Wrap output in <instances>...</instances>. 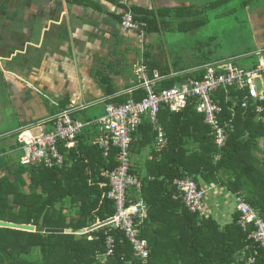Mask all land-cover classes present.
<instances>
[{
	"label": "trees",
	"instance_id": "trees-1",
	"mask_svg": "<svg viewBox=\"0 0 264 264\" xmlns=\"http://www.w3.org/2000/svg\"><path fill=\"white\" fill-rule=\"evenodd\" d=\"M120 6L130 8L137 20L146 23V35L158 34L165 26L164 11L155 14ZM176 16L191 18L193 12L190 7L178 8ZM145 53L148 63H144L151 74L158 66ZM209 63L212 62L198 67ZM158 70L161 76H168V69ZM200 75L181 72L164 78L158 88L169 89L187 77ZM227 95V102L224 91L215 96L223 108L222 117L232 118L234 127L218 161L214 160L218 152L211 131L193 102L177 113L167 108L160 110L158 120L167 140L163 149H155V134L146 119L132 135L131 172L143 183L140 197L148 208L140 237L156 239L146 263L134 257L121 231L105 226L84 235L0 228V264H248L250 258L254 259L253 264H264V252L252 238L253 227L243 231L237 224L239 213L235 211L231 222L220 226L210 216L191 213L174 185V181L190 177L198 188L206 184L226 189L243 197L264 221V103H258L262 111L256 113L252 103L247 109L241 108L242 92L229 90ZM143 96L140 90L132 93L135 101ZM127 101L119 97L113 104ZM234 104L233 112L229 111ZM96 135L95 129L86 128L77 137L75 148H61L64 163L59 167H24L16 159L13 163L0 161V171H7L0 177V221L79 231L112 218L115 207L106 198L109 187L101 174L117 167L116 150L103 157L102 151L92 144ZM143 150H148L150 157L140 167V161L133 160ZM107 235L114 238L115 246L114 254L104 259Z\"/></svg>",
	"mask_w": 264,
	"mask_h": 264
},
{
	"label": "crops",
	"instance_id": "crops-1",
	"mask_svg": "<svg viewBox=\"0 0 264 264\" xmlns=\"http://www.w3.org/2000/svg\"><path fill=\"white\" fill-rule=\"evenodd\" d=\"M124 3L155 14L164 11L165 22L174 19L173 13L181 6L177 0H0V58L5 59L12 77L10 99L18 107L19 125L11 133L68 109L75 111L76 120L85 122L102 116L105 106L116 105L113 101L119 97L132 99L136 91L133 67L140 58L147 62L145 52L157 64L159 74V67L168 69L163 79L198 67H164L160 46L148 39L152 34L146 35L141 49L136 33L121 28L118 17ZM255 3L253 10L245 7L258 45L255 55L260 59L264 56V0ZM2 145L0 154L14 150L16 139ZM137 157L133 161L139 160L142 167L149 151ZM202 188L206 195L201 215L218 217L220 226L230 223L238 194L214 185Z\"/></svg>",
	"mask_w": 264,
	"mask_h": 264
},
{
	"label": "built area",
	"instance_id": "built-area-1",
	"mask_svg": "<svg viewBox=\"0 0 264 264\" xmlns=\"http://www.w3.org/2000/svg\"><path fill=\"white\" fill-rule=\"evenodd\" d=\"M124 5L127 6L126 3ZM119 15L122 30L136 33L137 42L142 49L146 43V23L137 20L130 8L121 9ZM192 73L201 75L187 77L172 88L160 90L158 86L163 78L155 70L150 74L144 60L140 58L133 67V74L136 80L135 90L144 94L141 100L129 99L122 105H106L102 116L85 122L76 120L73 117L75 111L68 109L60 111L54 117L28 123L14 132L17 146L14 150L0 154V161L6 155L19 153L18 163L21 166L49 169L59 167L64 163V155L60 149L75 148L77 137L84 129H95L97 135L92 144L102 151L103 157H107L112 149L116 150L117 167L101 174L109 187L106 198L115 207V214L107 227L121 231L131 245L134 257L146 263L150 253L149 240L140 237V226L147 217L148 208L140 197L143 183L131 172L130 154L132 135L142 120L146 119L152 126L155 149L161 150L166 146L167 140L158 120L160 110L167 108L170 112L177 113L193 102L196 112L203 116V123L211 131L218 152L214 160L218 161L221 158L220 151L234 127L232 118L222 117L223 108L215 100L216 94L224 91L227 102L229 90L242 92L244 98L241 108L247 109L252 103L256 113L262 111L259 104L264 103L263 58L250 69L236 66L233 60H225L198 67ZM234 106L235 104L229 111L233 112ZM174 185L185 207L191 213H201L205 190L198 188L190 177L176 180ZM235 211L239 213L237 224L243 231L249 226L253 227V241L264 252V221L258 212L240 195L235 196ZM114 246V238L107 235L104 259L114 254ZM247 262L253 264L254 259L250 258Z\"/></svg>",
	"mask_w": 264,
	"mask_h": 264
},
{
	"label": "rangeland",
	"instance_id": "rangeland-1",
	"mask_svg": "<svg viewBox=\"0 0 264 264\" xmlns=\"http://www.w3.org/2000/svg\"><path fill=\"white\" fill-rule=\"evenodd\" d=\"M220 1L177 0L181 4L180 8L190 7L192 12L194 8L198 14L192 18H179L174 11L175 18L166 22L160 33L148 36L149 40L155 39L160 46L161 53L158 54L163 56L164 67L172 64L182 70L208 62L233 60L236 66L250 69L258 62L259 56L255 55L258 45L249 22V9L246 10L248 5L251 10L254 9L255 0L245 2L246 7V4L243 5L244 0ZM5 62V59L0 58V135H4L0 137V148L2 142L11 143L16 139V135L11 132L19 125L16 101L10 99L9 81L12 77L7 73ZM13 91L16 93L14 88ZM3 149L8 150L7 147ZM19 156V153L6 155L1 161L13 163L15 159L18 161ZM5 174L6 169L0 171V177ZM228 198L232 201V196ZM215 219L222 223L218 217Z\"/></svg>",
	"mask_w": 264,
	"mask_h": 264
},
{
	"label": "water",
	"instance_id": "water-1",
	"mask_svg": "<svg viewBox=\"0 0 264 264\" xmlns=\"http://www.w3.org/2000/svg\"><path fill=\"white\" fill-rule=\"evenodd\" d=\"M111 222V219L105 220L103 222L97 223L87 229H82L79 231H72V230H64V229H45L43 227H34L30 225H17L12 223H7L0 221V228L12 229V230H19V231H26V232H36L41 234H73V235H84L95 230H98L102 227L107 226ZM156 245V239L149 240V247L153 249Z\"/></svg>",
	"mask_w": 264,
	"mask_h": 264
}]
</instances>
